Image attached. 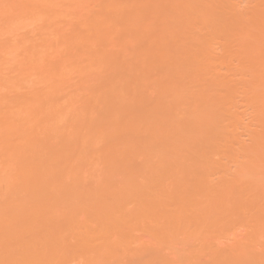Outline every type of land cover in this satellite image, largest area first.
Returning <instances> with one entry per match:
<instances>
[{
  "label": "bare ground",
  "instance_id": "obj_1",
  "mask_svg": "<svg viewBox=\"0 0 264 264\" xmlns=\"http://www.w3.org/2000/svg\"><path fill=\"white\" fill-rule=\"evenodd\" d=\"M0 264H264V0H0Z\"/></svg>",
  "mask_w": 264,
  "mask_h": 264
}]
</instances>
